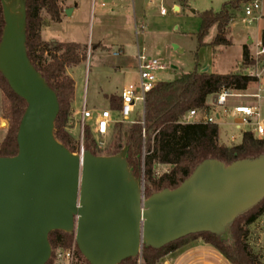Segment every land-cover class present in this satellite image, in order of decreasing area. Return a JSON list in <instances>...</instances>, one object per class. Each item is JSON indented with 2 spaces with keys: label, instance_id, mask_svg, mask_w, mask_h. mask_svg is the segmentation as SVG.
I'll use <instances>...</instances> for the list:
<instances>
[{
  "label": "water",
  "instance_id": "1",
  "mask_svg": "<svg viewBox=\"0 0 264 264\" xmlns=\"http://www.w3.org/2000/svg\"><path fill=\"white\" fill-rule=\"evenodd\" d=\"M1 1L0 72L27 107L18 153L0 156V264H47L55 230L74 233L91 264H120L145 245L224 235L264 198V156L230 165L207 159L178 187L146 197L127 147L109 156L72 152L55 136L58 95L28 56L26 2Z\"/></svg>",
  "mask_w": 264,
  "mask_h": 264
},
{
  "label": "trees",
  "instance_id": "2",
  "mask_svg": "<svg viewBox=\"0 0 264 264\" xmlns=\"http://www.w3.org/2000/svg\"><path fill=\"white\" fill-rule=\"evenodd\" d=\"M61 0H25L27 10V51L35 68L55 90L60 102V112L55 122V136L72 152L79 153L78 143L67 130V124L73 115L76 82L68 69L87 59L86 48L77 42L44 41L41 29L44 25L42 12L45 11L55 22L61 20ZM243 0H231L223 4L220 11L206 10L202 13L198 42L205 44L204 38L213 27L217 33L209 44L212 46H230L228 39L230 23L234 11L239 10ZM5 26L3 4L0 0V41ZM255 65L249 48H243L242 66L247 69ZM256 76L242 73H210L198 71L182 73L169 81H159L147 94L143 116L124 128V123H115L119 127L114 144L115 155L124 147L128 148L127 160L136 177L138 165L145 145V196L149 197L163 189H174L187 179L195 168L207 159H217L226 165L237 160L255 159L264 156V137L256 136L252 131L243 133L242 142L233 146L220 143V129L217 123L182 121L183 116L192 109H208V97H214L223 89L246 91ZM0 89L3 93L2 114L9 123L7 133L0 143V156H14L18 153L17 134L19 125L27 107L26 101L17 95L0 72ZM110 107L118 110L121 98L116 94L107 95ZM114 125V126H115ZM143 130L146 132L144 143ZM85 150L99 155L100 148L89 128L84 138ZM107 155V156H109ZM159 165L170 166L167 172L155 175ZM264 214V198L254 207L240 214L229 226L224 235L212 232L190 234L161 248L144 246L141 264H158L168 253L176 250L191 239L203 238L216 247L232 264H264L261 254L254 251L248 241L249 226ZM75 239L74 233L63 230L52 231L49 240L52 251L58 247H69ZM78 255L85 264H91L80 252ZM140 256L130 257L120 264H140ZM51 264V260L47 263Z\"/></svg>",
  "mask_w": 264,
  "mask_h": 264
},
{
  "label": "rangeland",
  "instance_id": "3",
  "mask_svg": "<svg viewBox=\"0 0 264 264\" xmlns=\"http://www.w3.org/2000/svg\"><path fill=\"white\" fill-rule=\"evenodd\" d=\"M231 0H176V3L182 6L180 11L173 9L174 0H155L151 11V19L153 20L154 27L150 30H154L155 34H148L147 38L139 35L140 44H145L148 48V53L154 56L166 64L167 69L157 72V78L159 81H169L179 76L180 72H192L196 68L198 71L205 68L211 72H242L245 73V68L242 66L243 61V44L249 40L254 42L246 44L249 48L251 57L255 60V65L249 68L260 69L264 67V54L257 55V44L259 41L264 42V0H261V8L257 11L256 15L259 19L247 21L249 19L244 14V4L247 0H243L242 6L239 10H236L233 14V26L232 31V45L230 46H212L209 43L212 42L217 29L213 27L209 34L204 38L205 44L200 46L198 42V32L201 27L202 13L206 10H213L218 12L222 9L223 4ZM107 3L108 0H105ZM100 0L97 1L98 8L95 15L92 14L91 8L83 9L80 19L76 24H79L77 29L79 33L85 38L86 44L92 42V36L96 37L99 33L104 34L107 40H113L118 35L126 41L127 53L131 52L132 47L127 45H136V37L134 36V29L127 31L129 21H133V6L132 0H118V10L122 14L118 17H109L104 22V26L99 28V7ZM161 4L167 9L168 13L165 16H161L160 6ZM108 12L107 8H104ZM44 20L48 17L45 11L42 12ZM245 19V21H244ZM138 27L141 23L138 19ZM46 23V22H45ZM73 24V22H70ZM70 24V25H72ZM134 25V24H133ZM67 26V25H65ZM230 30V27H229ZM52 31V30H51ZM146 30L145 32H147ZM55 38H62V28L53 30ZM48 39V35L45 36ZM117 45L111 47V49L95 50L89 48V56L87 53V59L79 67L73 70L74 78L78 86L80 105L86 100L88 108L91 109H103L111 107L108 105V99L106 93L111 94L114 92H121L123 87L130 82L137 83L139 76L136 73L134 67V61L130 58L126 60L129 63V67L124 72L117 69L116 65L119 60L124 58L123 54L115 56L113 51L117 48ZM177 46V47H176ZM134 47V48H135ZM87 52V50H86ZM127 54V55H128ZM178 66V69L173 68ZM260 83V80H259ZM259 83L255 88L249 91H240L242 94H247L248 99H255L249 95L254 94L258 90ZM2 101L3 93L0 89V143L3 141L9 123L4 119L2 114ZM211 101V98H210ZM260 118H264V101H259ZM113 110V109H112ZM144 108L141 103L137 104L136 112L130 116V120L136 121L143 116ZM113 118L118 119L119 114L113 110ZM1 121L4 123L1 125ZM124 128L131 125V123H124ZM70 122L67 124V130L69 131ZM119 131L118 126H114L110 134L104 139V146L100 148L99 155H109L115 151L116 136ZM74 143H78L77 131H70ZM240 139H237L239 141ZM144 150V147H143ZM142 150V152H143ZM143 154V153H142ZM142 156L138 165V178L144 180V190L146 181L144 178V169L142 164ZM170 169V166H166ZM164 168H162V172ZM250 232L264 231V214L253 224L249 226ZM258 233V232H257ZM248 241L253 247L254 251L260 254L264 253V246L262 243L256 242L255 238L249 234ZM78 264H85L84 260L80 258Z\"/></svg>",
  "mask_w": 264,
  "mask_h": 264
},
{
  "label": "crops",
  "instance_id": "4",
  "mask_svg": "<svg viewBox=\"0 0 264 264\" xmlns=\"http://www.w3.org/2000/svg\"><path fill=\"white\" fill-rule=\"evenodd\" d=\"M97 1L98 0H95V1L94 0H61L60 1V5L62 7L61 20L59 22H55L51 19L50 15L47 13L48 17L44 20V25L41 29L42 39L48 42H51V41L77 42V43L82 44L86 48L87 53L89 51V47L95 50H103L107 48L111 49V47L115 43L117 45L116 46L117 48L113 51V54L114 52L120 50L122 51L121 54L125 56L124 58L119 60V63L116 65L117 69H120L122 70L121 72H124L126 68L129 67V63L126 62V60L127 59L130 60V58H132L131 60L134 61V67L136 68L135 70L138 75L137 61H136V53L138 51V48L145 47L146 51H148V48L145 44H140L138 37L141 34L142 37L147 38L148 34L152 35L156 33L154 30H150L152 27H154L153 20L151 19V11H152L153 5L149 3L150 0H132L133 21H129L127 31L128 32L132 31L133 33V29H134V36L136 37L137 46L135 47L131 44L127 45L129 47H132L131 52H129L128 54L127 48L125 46L126 41L121 38V35H118L117 37H115V39L113 40L114 42H111L112 40H107L104 34L99 33L96 37H94V35L92 36L91 43L86 44L85 38L79 33L77 29L79 27L77 25L79 24H76V23H77V20L80 19L83 9H88V6H89V8H91L92 14L95 15L96 10L98 8ZM103 3H105V5H103ZM99 4H100L99 24H98L99 28L104 26V22L106 21L107 18L118 17L122 15L118 10V0H108L107 3L105 2V0H100ZM104 8H107L108 12L105 11ZM68 9H72V13L70 15L66 14V10ZM173 9L175 11H180L182 9V6L176 3V0H174ZM261 15L264 16L262 12H261ZM161 16H165V15L161 14ZM138 19L141 25L145 26V29L142 30L139 34H137L136 32V26L138 25L137 24ZM257 19H259V17ZM70 22H73V24ZM234 24H235V21L233 22L232 20L230 23V30L228 34V39H230L231 42H232V37H233L231 34L233 31ZM57 28H62V38H55L56 36L52 34L54 33L53 30ZM146 30L148 31L145 32ZM46 35H48L49 37L48 39L45 38ZM252 41L254 42V39ZM247 43L249 44V41ZM247 43H244L243 46H245ZM261 46H264V42L259 41L256 47L258 51L261 49ZM115 56H118V55H115ZM83 63L84 61L81 64ZM81 64L68 69V73L73 77L74 80L75 78H74L73 70L79 67ZM173 68L178 69V66H173ZM200 71H207L210 73H219V72L208 71L207 68L200 70ZM230 72H236V71H230ZM182 73H185V72L183 71L180 72L179 76ZM224 73H229V72L227 71ZM245 73L259 74L260 80H264V67L261 69L259 67L255 69L247 68L245 69ZM258 83H259V80L251 82L246 91H249L250 89L255 88ZM120 93L114 92L111 94H116L119 96ZM111 94L106 93V97L107 95H111ZM210 98H211V101H210ZM107 101H108V105L110 106L109 100ZM240 102L254 104V105L259 106V103H258L259 101H257L256 99H248L247 97H243L241 99H232L228 102V106L232 110L233 106ZM82 106L83 104L80 105L79 91H78V86L76 83L75 98L73 102V115L71 117L72 121L75 122L80 119L81 117L80 112H81ZM207 106H208V109H207L208 115H213L216 112L222 111L221 107L215 105V97L213 95L208 97ZM103 109H109V108H103ZM103 109L95 108V110H103ZM260 120L264 121V118L263 119L260 118ZM240 121H241V116L237 114H230L227 116L223 115L220 117V119L217 121V124L220 129V143L226 146H233V145H236L242 142L243 133L246 130L243 127H239ZM256 121H257V118L252 119L253 123H255ZM3 123L4 121H1V125ZM237 139H240V140L237 141ZM162 168H164L163 170L167 169L166 165L158 166V169L162 170ZM257 232L256 231H254V233L250 232V234L252 235V237L255 238L256 242L262 243L264 246V231H261V232L257 231ZM261 258L264 263V253L261 254ZM158 264H232V263L228 261L216 247L207 243L203 238H196V239H191L190 241L180 246L176 250L165 255L159 261Z\"/></svg>",
  "mask_w": 264,
  "mask_h": 264
},
{
  "label": "built area",
  "instance_id": "5",
  "mask_svg": "<svg viewBox=\"0 0 264 264\" xmlns=\"http://www.w3.org/2000/svg\"><path fill=\"white\" fill-rule=\"evenodd\" d=\"M95 1V0H94ZM155 0H150L154 3ZM188 1V0H187ZM163 2V0H161ZM105 5V3H103ZM244 14L247 21L255 20L258 18L256 15L257 11L261 8V0H247L243 6ZM160 13L166 15L168 13L167 9L161 4ZM245 21V19H244ZM145 29V26L141 25L140 27L136 26V32L139 34L142 30ZM90 48V47H89ZM90 49L88 51L89 56ZM122 51L118 50L114 52L115 55L121 54ZM264 54V46H261V49L257 52V55ZM137 69H138V82H130L127 84L120 93L121 98V107L117 111L119 114L118 119L113 118L112 109H103L95 110L90 109L87 106L86 100L83 102V106L80 112V119L78 121H72L70 119L69 131H77L78 136V145L79 153L83 154L85 152L84 147V138L86 128H89L93 137L97 142L99 148L103 147L104 139L110 134L115 123H134V120H130V116L136 112V107L138 103L145 105L147 94L153 89V87L159 82L157 78V72L161 70H166L167 66L158 58L151 56L145 47H139L136 53ZM256 76L260 80L259 74H250ZM247 94H242L238 90H226L223 89L218 92L215 96V105L221 107L222 111L216 112L213 115H208L207 109H192L188 111L182 118L183 122L192 123V122H211L217 123L221 116L237 114L241 116V121L239 127H243L245 130L252 131L258 137H264V121L260 120V111L259 106L249 103L240 102L235 104L232 108L228 106V102L232 99H241ZM250 97L255 98L257 101H264V80H260L258 90L254 94L249 95ZM253 118H257L255 123L252 122ZM144 143L146 139V132L143 130ZM145 156L146 149L144 145V150L142 154V164L145 173ZM169 169L164 170L163 172L158 169L155 170V175L159 176L164 172H167ZM145 178V174H144ZM142 192L145 196L144 190V180H142ZM51 264H78L80 257L78 255V246L76 239L69 247H58L55 251H52L51 255ZM49 260V261H50ZM139 263H142V258L140 255Z\"/></svg>",
  "mask_w": 264,
  "mask_h": 264
}]
</instances>
